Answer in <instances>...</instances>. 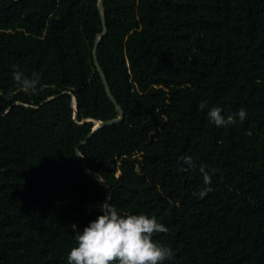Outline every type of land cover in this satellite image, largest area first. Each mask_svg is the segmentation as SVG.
<instances>
[{"label":"trees","instance_id":"obj_1","mask_svg":"<svg viewBox=\"0 0 264 264\" xmlns=\"http://www.w3.org/2000/svg\"><path fill=\"white\" fill-rule=\"evenodd\" d=\"M105 26L124 114L89 138L121 117ZM106 197L168 227L165 264H264V0H0V264H67Z\"/></svg>","mask_w":264,"mask_h":264},{"label":"clouds","instance_id":"obj_2","mask_svg":"<svg viewBox=\"0 0 264 264\" xmlns=\"http://www.w3.org/2000/svg\"><path fill=\"white\" fill-rule=\"evenodd\" d=\"M13 79L25 92L36 91L40 83V74L33 72L31 76L13 66ZM208 104L202 100L198 107L203 110ZM207 119L217 127H226L235 123L236 119L243 122L248 113L241 107L231 115H225L221 106H212L207 110ZM189 168H195L191 156L183 157ZM205 185L211 182L210 172L206 165L199 166ZM210 187H203L193 195L204 197ZM106 197L101 203V214L80 229L71 224L75 234L76 245L67 254V264H165L174 259L173 249L166 244L153 239L154 233H167L168 227L160 222L155 215L140 213H121L117 207L109 203Z\"/></svg>","mask_w":264,"mask_h":264},{"label":"water","instance_id":"obj_3","mask_svg":"<svg viewBox=\"0 0 264 264\" xmlns=\"http://www.w3.org/2000/svg\"><path fill=\"white\" fill-rule=\"evenodd\" d=\"M103 6H104V0H99L100 9H103ZM103 18H105L104 14H103ZM106 34H107V27L105 26L104 29H103V32L98 37V40H97V43H96V47H95V50H94V57H95L96 65L98 67L99 74L101 75V77L103 78V80L105 82V86L107 88L108 94L111 97V99L114 101V103L118 106L119 110L121 111V117L118 118V119H114V120L108 121V122H99L98 125L95 126L93 131L89 134V138H91L98 130L119 123L122 120L123 114H124L122 108L119 106L118 102L115 100V97L112 94V91H111V89L109 87L108 81H107V79L105 77L104 71H103V69H102V67H101V65L99 63V59L97 58V49H98V46H99V43H100V39H101L102 36H104ZM77 154L84 161V164H85V158L80 153L79 149L77 150Z\"/></svg>","mask_w":264,"mask_h":264}]
</instances>
